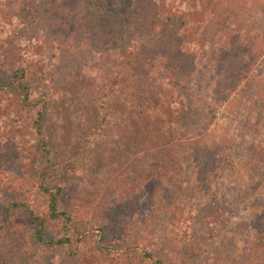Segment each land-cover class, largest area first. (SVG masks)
<instances>
[{"label": "rangeland", "instance_id": "rangeland-1", "mask_svg": "<svg viewBox=\"0 0 264 264\" xmlns=\"http://www.w3.org/2000/svg\"><path fill=\"white\" fill-rule=\"evenodd\" d=\"M88 2L0 0V76L25 70L32 99L44 101L50 173L76 166L60 197L70 224L45 227L48 237L70 245L35 243L29 214L14 209L0 233V264H140L124 254L138 250L162 264H264L255 254L261 233L254 220L264 201V98L251 101L264 88V39L256 43L264 38V1L258 8L226 7V0L148 7L151 14L189 7L206 13L194 45L201 50H180L189 40L180 37L157 48L162 60L142 58L143 78H154V70L159 81L182 69L186 76L116 95L101 126L102 88L126 75L130 61L104 32L105 15ZM156 94L166 116L148 110ZM145 105L148 118H139ZM34 113L15 91L0 93V226L10 203L47 217ZM245 164L256 169L246 172Z\"/></svg>", "mask_w": 264, "mask_h": 264}, {"label": "trees", "instance_id": "trees-1", "mask_svg": "<svg viewBox=\"0 0 264 264\" xmlns=\"http://www.w3.org/2000/svg\"><path fill=\"white\" fill-rule=\"evenodd\" d=\"M124 3L125 9L118 8L120 1L119 0H89V6L94 8L101 14L105 15V29L104 32L109 36L110 41H114L116 50L121 51V55L124 61H130L129 63V72L120 77L112 80L110 83L105 84L102 88V97L100 104L98 106V114L101 124L107 121L108 113L106 111L107 106L113 100V98L120 93H131V90L138 89L142 84L144 86L147 82L154 81L160 85H163L165 82H168L170 85L172 80L177 79V82H182V79L186 76V72L182 69L180 74L171 73L170 76H166V79L155 80V77L159 71H153L151 74L154 78L148 79L146 76L144 78L142 75H139L137 71L140 67L141 72L144 71L145 66L140 65L142 58V64L148 63L153 64L156 61L162 60L164 57L163 53L160 51L156 52L157 48L161 47L163 44H168L169 42L179 41L180 37H186L188 41L180 43V50L186 48L187 46H194L199 43V23H202V17L205 18L206 13L203 16H199L195 8L189 7L185 13H180L177 10H170L166 13H161L159 9L155 13L151 14L148 7H153L156 3L171 2L174 0H121ZM204 3L214 5H221L224 0H203ZM264 0H226V7L234 6L238 8L239 4H246L247 6H254L258 8L260 5H263ZM118 2V3H117ZM203 3V4H204ZM146 6V7H145ZM202 6V5H200ZM210 6V5H209ZM147 8V10L145 9ZM191 8V9H190ZM216 13V12H215ZM212 14L214 20L217 19L218 15ZM113 17V19H112ZM141 17V21L140 18ZM113 20V21H112ZM182 38V39H186ZM196 38V40H195ZM264 38H259L256 40L257 44H260L261 40ZM257 46V45H256ZM196 51H200V46H194ZM184 50V51H185ZM185 51V52H186ZM165 53V51H163ZM160 53L162 55H160ZM166 54V53H165ZM168 56V55H167ZM130 57V58H128ZM171 58H174L173 56ZM130 59V60H129ZM137 62V64H136ZM177 66L180 68V63ZM138 68V69H137ZM26 72L23 69H18L12 75H9L5 78L0 76V93H7L10 91H15L19 96L23 107L34 109V119L31 124V130L35 135V145L39 153L45 157L46 166L43 171L38 176V190L48 200V211L47 217L38 215L29 209L25 204L19 203H10L4 210V216L2 225L0 226V233L5 229V224L9 221V214L14 209H24L31 219L32 223V239L35 243L44 246H68L70 245V239L64 238H50L45 234V227L47 221L52 222H61L63 227L67 228L68 224L71 222L70 215L65 213L60 208V197L63 191V186L69 181V177H72L76 171L75 164L72 163L66 164L64 170L57 175H52L50 173V163H51V152L48 148L46 137L44 134V119L46 115V110L44 107V101L42 99L34 101L31 97V88L29 83L26 80ZM166 80V81H165ZM234 82V81H233ZM143 86V87H144ZM260 101L264 98V88H260L257 91V95H254V98ZM161 97L155 95V104L150 106L148 109L151 114L154 115V112L161 113V116H166V111L164 109V102L160 99ZM128 104V105H127ZM127 107L131 106L129 102ZM145 104L149 105L147 101ZM135 107V106H132ZM145 105L142 109L143 113H138V117L141 118L146 115L145 111L147 110ZM148 114V113H147ZM148 118V115H146ZM160 120V119H159ZM158 120L157 122L163 123ZM154 122L151 123L153 125ZM99 127V126H98ZM162 128V127H161ZM226 160V158H225ZM229 163V162H227ZM230 164V163H229ZM242 170L246 172L255 170L256 167L250 165H243ZM254 220L258 226L256 231H259L261 234L257 236L256 243H258L257 252L255 254L258 256V260L264 258V201L258 202L254 208ZM134 251V250H133ZM107 252L108 249H107ZM126 260L130 262H138L140 264H162L160 260L156 259L152 254L144 250H138L137 253L126 251L124 252Z\"/></svg>", "mask_w": 264, "mask_h": 264}]
</instances>
